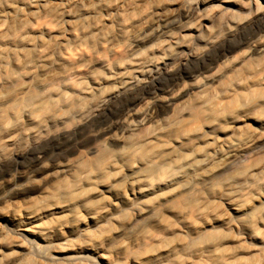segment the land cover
I'll return each mask as SVG.
<instances>
[{
    "label": "bare ground",
    "instance_id": "1",
    "mask_svg": "<svg viewBox=\"0 0 264 264\" xmlns=\"http://www.w3.org/2000/svg\"><path fill=\"white\" fill-rule=\"evenodd\" d=\"M166 1L0 0V77L17 82L70 45L104 35L118 17ZM167 2L184 20L160 21L142 36L153 35L146 55L90 76L96 99L65 73L0 96V160L173 73L169 66L186 52L203 62L264 12V0ZM110 11L116 18L102 16ZM46 19L55 33L32 29ZM137 114L114 136L117 148L98 144L95 155L62 166L41 197L0 210V264H264V34Z\"/></svg>",
    "mask_w": 264,
    "mask_h": 264
},
{
    "label": "rangeland",
    "instance_id": "2",
    "mask_svg": "<svg viewBox=\"0 0 264 264\" xmlns=\"http://www.w3.org/2000/svg\"><path fill=\"white\" fill-rule=\"evenodd\" d=\"M167 1L159 9H149L138 17L131 18L128 14L118 17L113 26L104 31V35L98 36L93 42L70 45L44 68L35 66L26 70L17 82H6L0 77V96L12 97L24 88L34 91L39 81L54 80L59 74L65 73L73 85L91 88L93 99H96L99 93L93 89L90 76L101 72L106 63L119 61L123 67L131 60L133 53L137 56L146 55L153 35L145 40H141L142 36L160 21L169 20V26L172 27L184 20L180 12ZM182 1L186 6L196 7L200 0ZM102 16L116 18V12L110 11ZM32 29L55 33L57 26L46 19L36 22ZM260 34H264V12L252 19L235 39L220 44L217 50L207 51L203 62L186 52L169 66L174 68L173 73L160 74L144 87L107 99L97 109L88 110L82 118L75 119L68 130L57 132L53 129L47 139L30 145L26 150H11L0 160V210L3 211L12 202L41 197L55 185L62 166L80 154L95 155L98 144L117 148L114 136L122 133L125 119H141V114H132L144 103L158 94L167 96L178 89L180 83L193 80L202 72L211 73L216 62L245 48L249 41ZM262 50L254 53L259 55ZM187 98L188 94L184 93L177 100ZM153 108L158 114L164 113L161 104H155ZM3 139L4 136H0V142ZM2 228L7 234L14 232L9 226L3 225Z\"/></svg>",
    "mask_w": 264,
    "mask_h": 264
}]
</instances>
